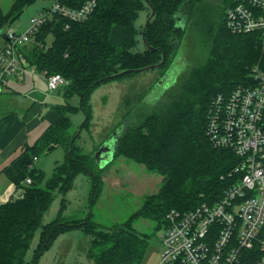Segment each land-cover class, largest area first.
<instances>
[{"label":"trees","instance_id":"1","mask_svg":"<svg viewBox=\"0 0 264 264\" xmlns=\"http://www.w3.org/2000/svg\"><path fill=\"white\" fill-rule=\"evenodd\" d=\"M37 1L12 0L7 12L0 4V48L8 44L2 32ZM58 1L80 9L89 0ZM239 1L223 0L219 19L212 20L207 19L209 10L204 0H96L93 14L85 21L73 22L58 14L47 19L22 52L38 73H59L65 78L68 84L62 90L66 103L55 107L59 119L33 145L23 147V153L32 157L23 164L32 184L24 183L21 197L0 205V264H39L56 239L75 229L91 237L87 253L90 264H139L149 247V236L134 229L135 220L150 219L160 228L170 211L186 212L202 203H216L235 184L239 159L231 150L213 145L207 126L216 96L252 83L256 65L264 70V45L259 34H235L226 26L227 10ZM153 10L155 16L147 27L138 28L140 13L146 11L149 19ZM114 26L125 29L123 46L111 40ZM193 33L211 42L206 61L192 67L181 84L170 88L167 97L117 136L113 160L124 157L162 176L159 191L147 197L122 225L102 228L92 220V214L84 222L63 223L65 198L58 218L43 225L57 194L65 197L80 174L93 175V204L103 186L101 175L95 172V158L78 145L80 133L72 131L69 113L82 111L86 118L82 127H88L97 88L155 65H160L156 69L164 76ZM50 35L53 40L48 44ZM138 36L145 43L143 51H133ZM124 71L129 72L119 75ZM75 95L80 98L79 106L69 102ZM58 147L64 149L65 161L55 166L53 176L43 186L44 174L33 160ZM38 230L39 244L28 262L26 255Z\"/></svg>","mask_w":264,"mask_h":264},{"label":"rangeland","instance_id":"2","mask_svg":"<svg viewBox=\"0 0 264 264\" xmlns=\"http://www.w3.org/2000/svg\"><path fill=\"white\" fill-rule=\"evenodd\" d=\"M204 2L209 10L207 19H219L220 12L224 8L223 0H204ZM52 3L53 0H38L25 9L22 16L16 20L11 28L18 32L25 31L29 26L30 19L38 16L43 8H49ZM0 4L3 10L7 12L10 10L12 0H1ZM147 20V12L142 11L136 23L137 27L145 25ZM119 28V30H114L112 39L115 44L123 45L124 31L122 27ZM191 35L189 41L179 50L173 64L164 76H162L163 71L150 69L133 76L114 80L97 88L92 95L93 119L88 127H82V123L86 119L82 111L69 113L73 122L72 131L77 130L80 133L78 145L83 147L86 154L95 158L100 146L108 138L120 135L127 127L135 124L138 118L152 110L161 98L167 97L174 85L181 84L187 78L192 67L206 61L211 47L210 40L197 33ZM52 40L53 36L50 35L47 38V43L51 44ZM144 49L145 43L141 36H138V43L133 51H143ZM162 79H165L163 83ZM11 87L22 96L9 97L8 94L10 93H4L1 100L4 99L5 102L3 100L0 103V118L26 109L25 106L31 102V99L33 102L37 101L36 104L45 106V110L41 112L39 117V126L32 129L29 134V143L31 144L34 142L33 137L36 138L37 135H41L52 123L46 117V114L52 111V106L66 103L64 91L62 89L50 91L46 77L38 72L34 73L33 68L28 69L22 86L18 87L12 83ZM69 102L73 106H79L80 98L75 95L69 99ZM30 160H32L31 156ZM64 161L65 151L62 147H58L50 153L42 154L37 160H33V165L44 174L43 186L53 176L55 166ZM94 168L103 180L102 190L95 198V203L93 204L92 199L93 175L82 173L77 177L75 187L65 197L57 194L42 220L43 225L58 218L63 198L66 200V206L61 216L63 223L84 222L92 214V220L102 228L122 225L142 206L147 197L157 193L162 186V176L151 174L145 166L124 157H116L115 160L104 166L95 159ZM3 186L4 189L8 187L6 190L9 193L5 199L20 197V192L14 193L15 187L9 179L3 180ZM133 227L138 233L149 236V247L139 264H159L163 252L161 237L166 229L165 224L159 228L155 221L140 218L134 221ZM39 236L40 230L36 233L26 255L28 262L32 260L34 251L39 244ZM90 246L91 237L82 230L75 229L66 232L44 252L39 264H90L91 261L87 257Z\"/></svg>","mask_w":264,"mask_h":264},{"label":"built area","instance_id":"3","mask_svg":"<svg viewBox=\"0 0 264 264\" xmlns=\"http://www.w3.org/2000/svg\"><path fill=\"white\" fill-rule=\"evenodd\" d=\"M95 7L96 0L87 1L80 9L54 0L48 9L30 19L25 31L10 28L6 32L8 44L0 48V94L11 77L24 80L30 66L22 48L52 14L81 22L93 14ZM226 26L235 34H259L264 45V0H240L227 10ZM43 75L50 91L68 84L59 73ZM251 81L229 94L216 96L207 126L213 145L231 150L239 159L234 171L238 179L216 203H202L186 212L172 210L167 214L159 264H264V70L261 65L252 69ZM25 183L32 184V179L25 178Z\"/></svg>","mask_w":264,"mask_h":264},{"label":"crops","instance_id":"4","mask_svg":"<svg viewBox=\"0 0 264 264\" xmlns=\"http://www.w3.org/2000/svg\"><path fill=\"white\" fill-rule=\"evenodd\" d=\"M45 9L47 8H43L41 12H43ZM119 27L121 26H114L112 29V33H111L112 42H114L112 39L114 30L115 29L119 30L120 29ZM123 31H124V43H125L124 28ZM123 45H119V46H123ZM29 69H31V67ZM26 73L23 81H20L15 77H11L9 79L7 87L5 88L4 92L0 94V103L1 101L4 100V99L1 100V97L4 93H10L8 94L9 97L21 95L19 92H17L15 89L11 87V84L12 83L16 84L18 85V87L22 86L23 83L25 82ZM34 73H37V71L34 70ZM41 75L45 77L43 74ZM30 101L32 103L29 102L25 106L26 109L21 110L18 113L15 114L12 113L10 115L0 118V189L1 191L3 189L2 192L0 191V200H2L0 201V205L5 204L12 200V198L5 199V196L8 193V190H6L8 187L4 189L3 186V180L5 178L9 179L11 181V184H13V187H15V190H13L14 188L11 190H13L15 194L16 192H20V196H21L23 191L22 185H24L26 178V172L23 169V164L24 162L30 161V156H31L28 153H23V147L25 144L33 145L37 141V139L42 135V133L47 129L46 128L41 133V135H37L36 138L33 137L34 140L33 143L31 144L29 143V134L31 133L32 129L37 128L39 126L40 114L43 110H45V106L43 104H36L37 101L33 102L32 99ZM56 106L59 105L52 106V111H49L46 114V117L52 123L56 122L59 119L58 117L59 114L55 109Z\"/></svg>","mask_w":264,"mask_h":264},{"label":"water","instance_id":"5","mask_svg":"<svg viewBox=\"0 0 264 264\" xmlns=\"http://www.w3.org/2000/svg\"><path fill=\"white\" fill-rule=\"evenodd\" d=\"M147 1V0H146ZM155 16V10L152 11V14L150 16V18L147 20L146 23V27L148 25V23L152 20V18ZM3 37L6 39V41H9V38L7 36L6 31L2 32ZM154 50V49H152ZM165 62V56L164 59L162 61V63ZM160 65H155V66H151V67H147L145 69H140L137 71H146V70H150V69H156L159 68ZM129 71H124L122 73H120L119 75H123L125 73H127ZM165 81V79H162V83ZM117 136L118 135H114V137L112 138H108L101 146L100 149L98 150L97 156L95 157L96 161L104 166L107 163H109L110 161H112L114 159V155H115V147H116V143H117Z\"/></svg>","mask_w":264,"mask_h":264}]
</instances>
